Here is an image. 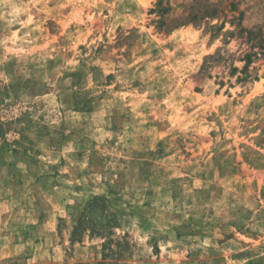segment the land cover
Here are the masks:
<instances>
[{"label": "rangeland", "instance_id": "obj_1", "mask_svg": "<svg viewBox=\"0 0 264 264\" xmlns=\"http://www.w3.org/2000/svg\"><path fill=\"white\" fill-rule=\"evenodd\" d=\"M0 264H264V0H0Z\"/></svg>", "mask_w": 264, "mask_h": 264}]
</instances>
